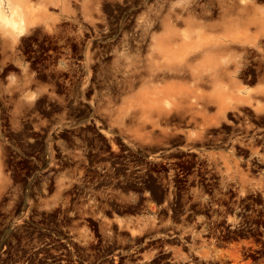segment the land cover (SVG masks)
<instances>
[{"label":"rangeland","instance_id":"obj_1","mask_svg":"<svg viewBox=\"0 0 264 264\" xmlns=\"http://www.w3.org/2000/svg\"><path fill=\"white\" fill-rule=\"evenodd\" d=\"M235 1H75L44 84L0 52L21 72L0 84V264H264L226 233L264 215V101L224 99L260 81L264 36L216 58Z\"/></svg>","mask_w":264,"mask_h":264},{"label":"crops","instance_id":"obj_2","mask_svg":"<svg viewBox=\"0 0 264 264\" xmlns=\"http://www.w3.org/2000/svg\"><path fill=\"white\" fill-rule=\"evenodd\" d=\"M75 1L81 5L82 11L91 9L92 4H99V0H0V52L21 53L31 46L53 43L60 45L62 40L59 38L48 39L47 34L60 30L65 31L70 27L66 21L74 18L75 12L73 10L75 7H71V5L75 4ZM27 6H29L28 10L26 9ZM232 7L234 11L227 8L226 12L221 14V19L240 23L233 26L235 27L233 36L229 37L228 40H218L220 44L218 42L216 44V58L219 68L228 70L243 67L241 62H244L243 58L246 56L242 52L236 51L237 46L235 44L242 46L246 43V29L248 27L253 25L255 27L254 32L259 33L258 37L264 36V0H236ZM86 14L84 12L83 16L86 17L88 15ZM261 62L260 67H264V52ZM23 64L28 66L26 69H30V73L23 69V79L17 78L19 80L13 81L12 84L27 86L45 83L41 78L40 80L38 77H29V74H41L42 64L31 62L24 57ZM12 69L14 70L12 73H21L17 69ZM217 77L219 79L220 75ZM228 78H232V76L228 74ZM231 82L228 81L226 84L228 90L235 87V82ZM7 83L5 81L4 85ZM238 85L237 87H241ZM242 85L246 86V84ZM243 86L241 88L242 93L237 95L236 92H230L224 99L264 101V73L261 74L260 81L251 91ZM16 184L14 183V185ZM10 185L11 182L8 179H0V190H5Z\"/></svg>","mask_w":264,"mask_h":264},{"label":"flooded vegetation","instance_id":"obj_3","mask_svg":"<svg viewBox=\"0 0 264 264\" xmlns=\"http://www.w3.org/2000/svg\"><path fill=\"white\" fill-rule=\"evenodd\" d=\"M62 51L73 52L75 51V49L60 48L57 43H53V44L31 46L25 49L24 52L21 53L23 54V57L29 59V61L43 64V63H47L49 60H56V61L59 60V55L61 54ZM12 71H14L12 68L9 67L7 68V66L2 67L0 65V84L5 83L7 74ZM21 161H22L21 165H23V159H21ZM250 211L251 209L249 210V212ZM257 218L260 219L258 223L249 222L244 226L238 228L229 227L232 229V231L229 230L226 231L227 234H232V235L243 234L245 236L243 240H245L249 246H251V244L260 245V247H255V248H242L243 257H247L252 260L263 259L262 251L264 250V215H260ZM222 233L224 232L222 231ZM222 242H225V240H222Z\"/></svg>","mask_w":264,"mask_h":264},{"label":"bare ground","instance_id":"obj_4","mask_svg":"<svg viewBox=\"0 0 264 264\" xmlns=\"http://www.w3.org/2000/svg\"><path fill=\"white\" fill-rule=\"evenodd\" d=\"M257 1V0H256ZM29 6L26 7V9L28 10ZM245 43V42H244Z\"/></svg>","mask_w":264,"mask_h":264}]
</instances>
